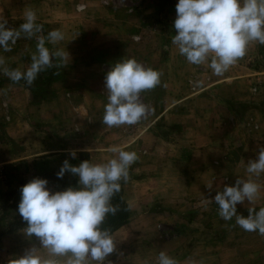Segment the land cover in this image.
<instances>
[{
  "label": "crops",
  "instance_id": "1",
  "mask_svg": "<svg viewBox=\"0 0 264 264\" xmlns=\"http://www.w3.org/2000/svg\"><path fill=\"white\" fill-rule=\"evenodd\" d=\"M175 3L159 0L153 10H144L117 0H0V15L6 18L7 27L18 28L25 10L31 9L42 25L37 35L46 37L54 29L64 33L63 41L53 45L46 40V46L64 47L68 54L62 66L39 73L31 86L12 82L0 73V126L7 140L0 150V168L9 172L0 183V192L7 193L9 181L14 179L10 170L16 172L25 158L31 159L38 174L52 173V189L61 190L72 177L78 181L67 170L62 177L56 176L64 160L78 165L82 155L90 158L107 153L104 148L94 152L77 148L72 157L69 151L74 148L66 137H61L62 145L57 138L45 137L44 132H26V127L59 124L61 118L65 124L76 123L78 118L83 122L91 109L98 110L102 123L107 99L105 74L115 63L132 57L159 70L161 83L141 93V101L151 109L147 117L128 128L122 125L116 137L118 142L127 141L120 146L127 145L125 150L138 155L129 168L128 180L122 184L128 222L117 231L132 229L137 220L182 221L192 226L188 231H203L210 238L248 240L249 244L233 243L221 249L220 245L205 247L212 258L208 264H264V236L244 231L235 218L223 220L211 200L216 189L232 184L237 177L246 178L247 161L255 159L264 147V83L254 91L249 87L255 78L264 80V70L249 78L248 67L239 70L231 66L222 76H215L206 64L203 70L189 64L171 43ZM136 31L144 33L141 42L132 40ZM253 44L258 43L249 45ZM35 45L36 35H22L10 51H0V56L8 68L23 69L30 63ZM247 58L248 49L237 63ZM186 65L190 74L184 75L181 68ZM196 72L205 82L192 88V83L185 81ZM230 77L240 78L227 80ZM57 110H64L61 118ZM109 134L104 133L102 141H108ZM44 138L52 140L54 147L42 143ZM253 179L261 185L256 206H264V173ZM209 182L212 188L206 187ZM18 202L0 196V246H8L12 237L23 235L33 240L22 246L46 253L39 248L37 237L24 234L26 221L18 212ZM236 208L239 214L247 215L246 204H237ZM10 212L16 214L10 218ZM13 221L14 225L8 227ZM221 251L230 253V258L220 260L216 254Z\"/></svg>",
  "mask_w": 264,
  "mask_h": 264
},
{
  "label": "clouds",
  "instance_id": "2",
  "mask_svg": "<svg viewBox=\"0 0 264 264\" xmlns=\"http://www.w3.org/2000/svg\"><path fill=\"white\" fill-rule=\"evenodd\" d=\"M175 13L171 43L189 64H206L215 76H222L243 58L251 42L264 45V0H176ZM36 19L33 10H25L18 28H10L0 15V51H10L22 35H36L35 52L23 69L8 68L0 56V73L12 82L23 81L26 86H31L46 69L62 66L68 57L64 47L46 46V40L53 45L63 41L64 33L54 29L46 37L37 35L42 25ZM160 77L159 70L132 57L115 63L104 77L107 99L102 123L112 128L136 125L145 119L151 109L141 101V93L157 87ZM126 148L127 145L110 146L107 151L114 155L103 162L86 159L70 165L64 160L56 176L62 177L66 170L75 174L77 187L50 191L47 180L39 177L23 184L18 202V212L26 221L23 231L26 236L39 239V248L46 255L33 247L10 264H102L114 251L117 240L101 225L106 216L118 211L112 197L120 191L121 181L128 180L129 168L138 160L137 153ZM69 155L75 157V150H70ZM245 172L246 178L237 177L232 184L216 189L211 200L223 220L235 218L244 231L264 236V206H256L261 185L253 179L264 173V147L255 159L247 161ZM206 187L212 188V182ZM237 204L247 205V215L237 212ZM154 264L178 261L160 251Z\"/></svg>",
  "mask_w": 264,
  "mask_h": 264
},
{
  "label": "rangeland",
  "instance_id": "3",
  "mask_svg": "<svg viewBox=\"0 0 264 264\" xmlns=\"http://www.w3.org/2000/svg\"><path fill=\"white\" fill-rule=\"evenodd\" d=\"M118 3H125L127 5L133 6V7H142L144 10L147 8L152 9L159 4V0H117ZM157 17L155 15V20L153 19V22L157 20ZM159 20V18H158ZM140 29V28H138ZM144 37V33L135 32L132 36V40L135 42H141ZM249 52V58H247L243 62L236 63L233 65V67L239 68H245L248 67L250 70H248L251 75H247L246 77L251 78L252 74L256 71L260 72L264 70V45L257 44L256 45H249L248 48ZM159 65V61H157ZM204 65H199V70H203ZM238 70V71H239ZM181 73L184 75H187L189 73L188 66H182ZM190 74V73H189ZM190 79L186 80L185 82L188 84L192 83L193 87H199L204 86L205 78L200 75V72H196L193 75L189 76ZM240 77H230L227 78V80L231 79H238ZM244 80L246 78H243ZM240 83V82H238ZM264 83V80L262 79H256L254 81H251L249 83L250 90L254 91V87L261 85ZM93 84H90V87H92ZM253 88V89H252ZM142 95V94H141ZM150 94L146 95L147 97ZM104 96L107 97V94ZM91 97V96H90ZM92 98V97H91ZM151 98V97H150ZM105 99V98H104ZM4 106V105H2ZM60 111L59 116L61 118V114L64 113V110H57ZM88 117L87 119L84 118L83 122L77 119L76 123H67L65 124L64 119L61 118L59 121V124L55 125H35L30 127H26V132L32 133L34 132H44L46 133L45 137H48L49 139L57 138L56 142L59 144H62V138L66 137L68 139L69 144L71 143L73 150L77 148H86L90 149L93 152L97 151V149L101 148V150H106L112 146V145H122L124 143H127L125 140L124 142H118L116 141V137L119 136L121 130L120 127H112L108 128L104 124L100 122L98 119V110L91 109L88 111ZM33 128V129H32ZM125 128H128V125L125 126ZM16 129V128H14ZM124 129V128H123ZM3 129H1L0 126V150L1 148H5L4 145L7 143L5 136L2 133ZM126 131V130H125ZM104 133L109 134L111 136L108 141H102V137L104 136ZM167 133V132H166ZM166 133L164 135H166ZM168 133H170L168 131ZM119 134V135H118ZM54 136V137H53ZM42 143L48 145L52 144V140L43 139ZM63 145V144H62ZM61 145V146H62ZM52 148L54 145H50ZM60 146V145H58ZM86 152V151H85ZM52 151L49 153L51 154ZM113 153H110L107 151L104 156H92L90 158L82 155V159L86 160L89 159L93 162H102L106 159L113 156ZM9 172H4L0 168V183L2 180H4V177H7ZM10 173L12 176H14L13 180L9 181L8 187H7V193H1L0 196H9L13 198L15 201H19L20 199V188L23 184L28 182L34 177L39 178H45L47 180V187L50 191H58L59 189L55 190L52 189V173H47L42 176V173H37L36 170H34V164L32 165L30 158H25L22 160L20 167L16 170V172H12L10 170ZM74 175V174H73ZM72 181L66 185L67 187H74L78 186L76 183V178L72 177ZM122 184L123 181H121V189L118 193H116L112 197V203L113 205H116L119 207L120 203L123 200L122 198ZM62 187L61 190L67 188ZM119 197V198H118ZM122 200V201H121ZM125 202V201H124ZM126 204V203H125ZM127 208L128 205L126 204ZM119 209V208H118ZM154 212V211H153ZM120 211L118 210L115 214H110L106 216L104 222L102 223L101 227L107 228L111 234L113 235L114 232H116L119 228H121L123 225H125L128 222V217L126 221L118 226L117 228L114 227L116 225V221L118 220V215ZM16 214L10 212V218ZM128 215H129V208H128ZM166 222V221H165ZM163 220H153L148 219L144 221L137 220L134 222V226L132 229H125L121 231H117L115 233L114 238L117 240L114 251L105 257V261L102 262V264H108V262H111V264H145L147 261L148 264H154L155 258L157 254L160 251H165L168 255L173 256L177 259L178 264H189V261L195 262V263H201V264H208L210 261H212L210 254H208L204 248H208L209 246H215L220 245V249L223 248L226 245H232L233 243L238 244H249L248 240H244L242 238H232V237H217V238H210L207 236H204L202 232L200 233H193V230L188 231V228L191 229V225H188L186 223H182L179 221H170L165 223ZM8 227H12L14 225L13 222L8 223ZM226 225L223 224L222 228H225ZM183 228L186 230H183ZM10 229V228H8ZM12 229V228H11ZM203 230V229H202ZM136 231V235L134 234ZM33 239H28L27 237H24L23 235L12 237L10 239V242L7 241L9 244L8 246H0V264H10V261L20 255L24 254V250L33 248L30 246L25 247L22 246L26 241H29L31 243ZM19 241L21 245L17 244L16 242ZM41 255H46V253H40ZM220 260H226L230 258V253H226L225 251H221L220 253L216 254Z\"/></svg>",
  "mask_w": 264,
  "mask_h": 264
},
{
  "label": "trees",
  "instance_id": "4",
  "mask_svg": "<svg viewBox=\"0 0 264 264\" xmlns=\"http://www.w3.org/2000/svg\"><path fill=\"white\" fill-rule=\"evenodd\" d=\"M74 187H76V186H74ZM118 208H119L118 210L120 211V213L118 215V220L116 221L117 223H116V225H114L115 228H117L118 226L122 225L126 221V219L128 217V208H127V206H126L124 201H122L120 203Z\"/></svg>",
  "mask_w": 264,
  "mask_h": 264
}]
</instances>
